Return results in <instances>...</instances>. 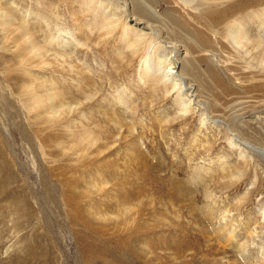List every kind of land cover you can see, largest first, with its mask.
<instances>
[{"label":"rangeland","instance_id":"rangeland-1","mask_svg":"<svg viewBox=\"0 0 264 264\" xmlns=\"http://www.w3.org/2000/svg\"><path fill=\"white\" fill-rule=\"evenodd\" d=\"M39 1L18 0L10 11L15 37L0 30V264H244L212 229L223 211L233 245L261 254L264 156L230 151L227 136L264 149V87L229 78L246 66L226 36L232 23L218 39L198 36L173 23L175 0H131L183 60L194 100L220 121L218 132L213 123L200 128L199 112L182 113L176 91L154 80L145 65L149 56L155 65L157 51L126 45L124 15L110 25L89 2ZM247 13L235 22L254 36ZM61 44L66 57L52 53ZM53 90L65 91L63 105L46 102Z\"/></svg>","mask_w":264,"mask_h":264},{"label":"bare ground","instance_id":"bare-ground-1","mask_svg":"<svg viewBox=\"0 0 264 264\" xmlns=\"http://www.w3.org/2000/svg\"><path fill=\"white\" fill-rule=\"evenodd\" d=\"M51 1L52 2L56 1L59 4L60 3H63V4L65 3V0H51ZM82 2L86 3V4H88V2H89V4H88L89 7L90 6H95L97 9L102 10L101 12H103V19L104 20H112V23H110V25H113L117 21H122L123 19L121 20L119 15H121V17L124 15L123 18H124L125 22H124V25H123V31L122 32H124L126 34V36H125L126 45L129 46V47H132L133 48V50H132L133 52H135V51L136 52H141L142 50H140V48L141 47L145 48L146 43H147L148 44L149 53L152 50L157 51V56H156L157 62L155 63V65H154V63L153 64L151 63L152 61L150 60V58H151L150 56L146 60L147 61V65H145L147 71H149L151 74H153V73L156 74V77L152 75L154 80L161 82L163 84V87L165 88V90L167 89L166 92L167 91H169V92L170 91L171 92L172 91H176L175 102L179 106V108L182 111V113H184V112H190V113L194 112L195 113L196 111L199 112V115H200V121H199L200 125H199V127L200 128H203V127L205 128L207 125H209V123L210 124L213 123V126H217L215 128H217L218 132L220 131V127H221L220 121L218 119L212 120L211 116H209L208 113L205 112V110L204 111H203V109L200 110L199 105L195 102V100H194L195 99V95H194L193 85H188V83L186 81V78L182 75L183 74L182 71L185 70V67L183 65V60L181 59L180 62H178V59H177V57L174 56V53L169 51L171 46L168 45V44L166 45V43H162V40L159 39V37H158V33H156L153 29H150L149 26H148V23L145 22L144 20H142V18H140L136 14L137 6L131 0H130L129 3H125V2L120 1V0L116 1V2H112V0H82ZM21 3H23V2H21ZM17 4H19L18 0H5L4 2L2 0H0V30L3 32V35L9 34L8 35L9 37H15L16 36V34H15L16 32L14 33L15 36H10L13 33L12 29H11V26L16 24V23H13V25H12V22L15 19H13V16H12V14H10V11L14 10V7H18ZM54 4H55V2H54ZM226 4L222 5L220 0H175V8H176L175 9V13L176 14L173 16L172 20H173V23L175 22L176 25H178L179 27L185 25L188 28H191L194 32L197 31V33H195V34H198V36H200L202 33H205L206 31H208V32L212 31L214 39L215 38L218 39L216 37V36H218L216 34L218 29H220V28L222 29L224 27H225V29H227L228 24L232 23L231 26H229L230 29L228 28L229 30H226L227 31L226 36L229 39V42H230V45H231L232 49L234 50V52L238 56V63H240V64L241 63H245L246 66L243 68V71H241V73H238L239 71H237V73L233 72V71H227L228 73L230 72L229 75H231V77H229V78L234 79V80H238L237 83L242 84L243 88H246V87L253 88V87H258V86L264 87V80H263L264 79V77H263L264 76V0H249V1L248 0H240V1H237V2L232 3L230 5H226ZM39 5H37V6H39ZM56 6H55V8H56ZM86 7H87V5H86ZM151 8L153 9V7H151ZM19 9L20 8L18 7V10ZM108 9L110 10L109 11L110 13H108ZM21 10H22V8H21ZM83 10H85V9H83ZM247 10H249L248 13H247ZM51 11H52V9H51ZM54 12H56V11H54ZM23 13L24 12H22V14ZM32 13H34V12H32ZM246 13L249 14V16H250L249 24L252 23L253 25L257 26L256 30H258V33L257 34L255 33L256 35L253 34L254 36H251L249 34L250 31H248V28L245 25H240L239 23L235 22V20H237L241 16H244ZM89 16H90V14H89ZM25 17H27V16H24L22 18L24 21H25V19H24ZM36 19L40 20V15L38 16V18L36 17ZM246 20H247V18H246ZM248 20H247V22H248ZM60 21H61V19H60ZM97 21H98V19H97ZM239 21H240V19H239ZM46 22L49 23L48 21H46ZM22 23L24 24V22H22ZM50 24H52V23H50ZM106 24H109V23H106ZM26 26H27V23H26ZM250 26H251V24H250ZM13 27L15 28V26H13ZM21 27L22 26H20V27L18 26V28H21ZM71 28H69V29H71ZM41 29H43V28H41ZM17 31H18V29H17ZM66 31H68V29ZM23 32H24V35L26 36V38L28 39V41H30L33 37H34V39L36 37L35 36L36 34L31 33L32 31L27 30V28L24 29ZM64 33H66V32H64ZM32 34H33V36L31 38ZM187 34H189L191 37H193V35H192V33L190 31ZM3 35H1V36H3ZM21 35H22V38H23V33L22 32H21ZM69 35H71V34H69ZM46 36H47V34H46ZM57 36H59V35H57ZM18 37L16 39H18ZM59 37H61V35ZM63 38H62V40H63ZM7 39H9V38H7ZM27 39H25V40H27ZM34 39H32V40H34ZM45 39H47V38H45ZM45 39H44V42H45ZM21 40H23V39H21ZM32 40L30 42H33ZM36 41H37V39H35V42L32 43L33 44L32 48L35 49L32 52L35 51L37 54H41L39 52L40 48L37 49L38 47H36V46H38ZM25 42H27V41H25ZM25 42L24 43L22 42V43L26 44ZM77 42H79V41H77ZM204 42L205 41L203 39L197 40V45L199 47H202ZM35 43H36V45H34ZM49 43H52V42L49 41ZM44 44L46 45L47 43H44ZM53 44H52V46H53ZM16 45H19L20 49H23L22 44H16ZM45 45L42 44L41 46L44 47ZM63 45L64 44H61L60 46H58L61 49L56 48V50L57 49L61 50L60 52L54 50L56 52H52V53H55L56 56L58 54L60 56H65V53L67 52V49H68L67 48L68 45H67V47L64 45V47H66V48H64V50L66 49L65 51L62 49ZM34 46H35V48H34ZM77 46L78 45H76V47ZM30 47L31 46L28 45L27 51H28V48H30ZM39 47H40V44H39ZM43 47H41L42 50L44 49ZM46 47H47V45H46ZM138 48H139V50L137 51ZM24 49H23V51H24ZM46 49H48V48H46ZM50 49H52V48H50ZM29 50L31 51V49H29ZM27 53L28 54H26V55H29V52H27ZM34 53L31 54V52H30L31 55H34ZM43 53L45 54V49H44ZM187 54H188V52H186L184 57L189 55V54L188 55ZM19 55L22 56V54H19ZM15 56H17V55H15ZM42 56L44 57V55H42ZM45 56H46V54H45ZM152 56H153V54H152ZM154 56H155V54H154ZM60 58H62V57H60ZM62 59H64V58H62ZM240 74H241V77H240ZM30 78H32L33 81L35 80V77H34V79H33V77H30ZM36 79H38V78H36ZM33 81L31 82V84L34 83V86H35L36 83L33 82ZM53 86H54V83H53ZM67 86H69V85H67ZM59 87H60V85H59ZM61 87L63 89L64 86H61ZM66 89L68 90V88H66ZM66 89L64 88L65 91H67ZM47 90L49 91V88ZM64 90H62V91L65 92ZM63 92H61L60 90H58V91L57 90L50 91L46 95L47 97L44 96V97H46L45 99H47L46 102H48V104L51 105V107L53 105V101H56V103L60 102V104L63 105L62 104L63 103V99L66 100V98L63 97L64 96ZM30 93H32V92H30ZM68 94H69V92H68ZM67 97H68V95H67ZM70 97H71V94H70ZM262 98L263 99H261V100L264 101V97H262ZM35 101H39V100H37V97H35ZM42 101H40V102H42ZM40 102H36V103L39 104ZM68 102H66V103H68ZM73 102H74V99H73ZM45 104H47V103H45ZM122 104H124V102ZM59 107H62V106H59ZM35 109H37V108H35ZM260 120H261V118H260ZM263 123H264V121H263ZM263 126H264V124H263ZM263 130H264V127H263ZM227 137H228L227 139L229 141V145L232 148V149H230V151L232 150L234 152H238V154L241 155V156H243V154L246 153L247 155H249L247 157L249 160L252 159L251 154H253L254 152L262 154L264 156V149L262 147H259V146L255 147V145H253V144H251L249 142H244V141L240 142L241 139L239 140V136L237 134H232V132H230ZM210 214L213 215L214 212L210 211ZM225 217H226V215H225V213L223 211L220 214V216L217 218V220L215 219L216 221L212 222V229L215 230L214 232L216 234V239H217V237L219 235L217 240H220L223 243H225V241L229 242V244L231 243L233 249L236 250V254H240L241 253V255H243V256H241V259L242 260L245 259L243 261L244 264H256L257 262H259L258 264H262L263 261H264V245H262L260 243L261 245L259 246V249L261 250V254L251 255L250 252H249L248 255L245 256V254L243 252H246L245 250H246L247 247L244 246L243 244H241L240 242L239 243L235 242V244L233 245V242H232L234 240V238L232 237L233 232H232V230L228 231V227H227L228 223H226L227 220H224ZM254 227H255V225L253 226L252 232L255 231V233H256L257 229L255 230ZM263 234H264V232H263ZM246 238H247V236H246ZM252 241H253V239H252ZM254 243H255V241H254ZM250 249H252V248H250ZM239 257H240V255H239ZM254 257H258V258H256V260H255ZM259 257H260V259H259ZM230 264H231V262H230Z\"/></svg>","mask_w":264,"mask_h":264}]
</instances>
